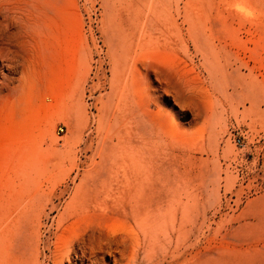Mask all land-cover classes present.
I'll return each mask as SVG.
<instances>
[{"label": "rangeland", "instance_id": "1", "mask_svg": "<svg viewBox=\"0 0 264 264\" xmlns=\"http://www.w3.org/2000/svg\"><path fill=\"white\" fill-rule=\"evenodd\" d=\"M37 4L0 68V264H264V0ZM145 172L134 220L114 176Z\"/></svg>", "mask_w": 264, "mask_h": 264}, {"label": "bare ground", "instance_id": "2", "mask_svg": "<svg viewBox=\"0 0 264 264\" xmlns=\"http://www.w3.org/2000/svg\"><path fill=\"white\" fill-rule=\"evenodd\" d=\"M37 1L38 0H32V2H33V5H34V11H32V12H29V11H27V10H25V8L24 7H22V5H21V3H22V1L21 0H0V68H12L13 67V61H12V59H11V57L9 56V53H8V47H7V45H8V43H9V41L11 40V34H14L15 32H16V30L18 29V28H22V29H26V28H28V27H31L32 28V24H35L34 23V21H35V19L38 17V12H37V7H38V4H37ZM147 15V14H146ZM146 18V17H145ZM161 18V17H160ZM150 20V19H149ZM149 22V21H148ZM150 25V24H149ZM143 26V25H142ZM152 27V26H151ZM157 27V26H156ZM155 29V28H154ZM159 29V28H158ZM15 30V31H14ZM11 54V53H10ZM16 61H17V59H16ZM134 63V62H133ZM141 66H143V65H141ZM144 67V71H145V73L146 74H150V72L151 71H153L152 69H153V66L152 65H149V64H146V65H144L143 66ZM2 77H6V74H2ZM26 77V74L25 73H21V75L19 76V78H18V81H21V80H23L24 78ZM13 83V82H12ZM139 92V91H138ZM140 93V92H139ZM142 93H143V91H142ZM144 94V93H143ZM140 95V94H139ZM139 100H140V98H139ZM142 115H144L143 113H141ZM141 116V115H140ZM142 117V119L144 120L145 119V117H143V116H141ZM168 176H169V174H168ZM113 176H109L108 177V179L109 180H112V179H117V180H119L120 179V181L121 182H124V185L122 186V188L124 189V188H126V187H128V188H131V189H134L135 191H134V193H130V191H128L127 193H126V195H120L121 196V198L123 199V198H131V202H130V208H129V210H128V208L126 207V204L125 205H122V210H119L118 208H119V206L117 205V207H116V205L115 206H112L111 208H112V210H115V209H113V208H117V210H119L118 211V213H120V212H122V214H129L128 216H132V219H134V220H137L138 218L139 219H141V220H149L150 218H151V216H152V214H151V212H150V209H149V204H150V201H151V195H149V193L148 192H145V191H147V190H149V189H153L152 188V182H153V179H154V176H153V174L151 173V172H145V173H135V174H129V175H122L121 177L120 176H114V178H112ZM170 177V176H169ZM174 178V177H173ZM171 179V178H170ZM175 179H176V177H175ZM174 181V180H173ZM159 182V181H158ZM169 183V182H168ZM161 185H163V183L161 184ZM166 185V184H165ZM173 185V184H172ZM172 187V186H171ZM168 188V187H167ZM173 190V189H172ZM171 190V191H172ZM178 190V189H177ZM174 191V190H173ZM172 191V192H173ZM179 191V190H178ZM141 192H144V193H146L145 195H143ZM170 192V191H169ZM181 192V191H180ZM180 192H178V193H180ZM174 193H175V191H174ZM136 194L138 195L137 197H135L136 196ZM169 193H167V195H168ZM135 195V196H134ZM174 196H176L175 194H173ZM76 197H77V195H75ZM140 198V199H137V201L139 202V200L142 202V203H136V201H134V202H132L133 201V199L134 200H136V198ZM173 197V196H172ZM79 198V197H78ZM125 200V199H124ZM127 200V199H126ZM119 201V200H118ZM102 202H104V200H102ZM117 202V201H116ZM116 202L114 203V204H116ZM179 202V201H178ZM83 203V202H82ZM119 203V202H118ZM117 203V204H118ZM134 203V205H132ZM135 203H136V206H135ZM180 203V202H179ZM73 204V203H72ZM75 204V203H74ZM85 204H87V203H85ZM102 204H104V203H102ZM121 204V203H120ZM137 204H140V206L138 205L137 206ZM107 205V204H106ZM79 206V205H78ZM104 206V205H103ZM185 206V205H184ZM72 207V206H71ZM108 207V206H107ZM106 207V208H107ZM177 207H178V205H177ZM76 208V207H75ZM105 208V209H106ZM77 209V208H76ZM172 209V208H171ZM170 209V210H171ZM183 209V208H182ZM181 209V210H182ZM185 209V208H184ZM81 210V209H80ZM107 210V209H106ZM151 210H152V208H151ZM115 213V212H114ZM175 213V212H174ZM185 213V212H184ZM181 214V213H180ZM182 214H183V212H182ZM69 215V214H68ZM126 216V215H125ZM175 217V216H174ZM182 217V216H181ZM127 218V217H126ZM138 219V220H139ZM173 219V218H172ZM67 222H68V220H67ZM179 223V225H180V222H178ZM59 224V223H58ZM85 224V223H84ZM140 224V223H139ZM153 224V223H152ZM173 224V223H172ZM183 224V223H182ZM65 225V224H64ZM135 225V224H134ZM157 225V224H156ZM170 225H171V223H170ZM61 226V225H60ZM155 226V225H154ZM133 227V226H132ZM138 227V226H137ZM161 227V226H160ZM58 228V227H57ZM62 228V227H61ZM96 228V227H95ZM139 228V227H138ZM165 228V227H164ZM175 228V227H174ZM180 228V227H179ZM133 229H135V228H133ZM132 229V230H133ZM178 229V228H177ZM137 230V229H136ZM141 230H142V228H141ZM179 230V229H178ZM137 231H139V230H137ZM63 232V231H62ZM142 232H144V230L142 231ZM142 232H140V233H142ZM146 232V231H145ZM155 232V231H154ZM179 232V231H178ZM139 233V234H140ZM147 233V232H146ZM179 233H181V232H179ZM90 234H91V232H90ZM100 234H101V232H100ZM144 234V233H143ZM152 234H153V232H152ZM156 234V233H155ZM154 234V235H155ZM167 234V233H166ZM59 235H60V233H59ZM138 235V234H137ZM162 235V237H163V233L161 234ZM56 236H58L57 234H56ZM101 236V235H100ZM99 236V237H100ZM106 236V235H105ZM140 236V235H139ZM143 236V235H142ZM151 236V235H150ZM89 238H90V236H88ZM92 237V236H91ZM99 237H97L99 240H100V238ZM134 237H136V236H134ZM151 238H153V237H150V239ZM154 238H156V237H154ZM157 238H159L158 236H157ZM163 238H165V237H163ZM87 239V238H86ZM141 239V238H140ZM149 239V238H148ZM147 239V240H148ZM136 240V239H135ZM152 240V239H151ZM155 240V239H154ZM160 240V239H159ZM91 240H89V242H90ZM105 241V240H104ZM150 240H148V242H149ZM88 242V241H87ZM88 242V243H89ZM91 242H93V241H91ZM100 242V241H99ZM98 242V243H99ZM135 242H137V241H135ZM134 242V243H135ZM153 242V241H152ZM162 242V241H161ZM160 242V243H161ZM64 243V242H63ZM97 243V244H98ZM108 243V242H107ZM143 243H144V240H143ZM156 243H159V242H156ZM159 243V244H160ZM164 243V242H163ZM35 244V243H34ZM103 244V243H102ZM165 244V243H164ZM30 245V244H29ZM58 245H60V244H58ZM57 245V246H58ZM63 245V244H62ZM105 245V244H104ZM103 245V246H104ZM143 245V244H142ZM145 245V244H144ZM153 245V244H152ZM57 246H56V248H57ZM102 246V247H103ZM105 246H107V245H105ZM163 246V245H162ZM68 247V246H67ZM66 247V248H67ZM97 247H99V246H97ZM101 247V246H100ZM109 247V246H108ZM133 247V246H132ZM145 247V246H144ZM148 247H149V245H148ZM147 247V248H148ZM166 247V246H165ZM29 248V247H28ZM36 248V247H35ZM55 248V249H56ZM59 248H61V247H59ZM87 248V247H86ZM89 248H90V246H89ZM89 248H87V250L89 249ZM92 248H93V246H92ZM92 248H91V251H92ZM134 248V247H133ZM152 248V247H151ZM100 249V248H99ZM103 249V248H102ZM108 249V248H107ZM33 250H35L34 248H33ZM57 250V249H56ZM71 250V249H70ZM106 250V249H105ZM144 250H145V248H144ZM146 250H148V249H146ZM152 250V249H151ZM135 251V250H134ZM28 252V251H27ZM53 252V251H52ZM58 252V251H57ZM60 252V251H59ZM90 252V251H89ZM136 252V251H135ZM144 252V251H143ZM149 252V251H148ZM87 253V252H86ZM97 253V252H96ZM99 253V252H98ZM84 254V253H83ZM91 254V253H90ZM93 254V253H92ZM88 255V253L86 254V256ZM95 255V254H94ZM61 256V255H60ZM59 256V257H60ZM82 256V255H81ZM85 256V257H86ZM89 256V255H88ZM96 256V255H95ZM64 257V256H63ZM97 257H99V256H97ZM61 258V257H60ZM59 258V259H60ZM93 258H95V257H93ZM55 259V258H54ZM90 259H92L91 257H90ZM34 260V259H33ZM96 260V259H95ZM82 261V260H81ZM87 261H88V259H87ZM91 261V260H90ZM34 262V261H33ZM71 262V261H70ZM92 262H94V261H92ZM75 263V262H74ZM81 263H83V261L81 262ZM95 263V262H94ZM94 263H92V264H94ZM33 264V263H32ZM71 264H73V263H71Z\"/></svg>", "mask_w": 264, "mask_h": 264}, {"label": "built area", "instance_id": "3", "mask_svg": "<svg viewBox=\"0 0 264 264\" xmlns=\"http://www.w3.org/2000/svg\"><path fill=\"white\" fill-rule=\"evenodd\" d=\"M234 142L237 144V145H241V138L239 136H236L234 137Z\"/></svg>", "mask_w": 264, "mask_h": 264}]
</instances>
